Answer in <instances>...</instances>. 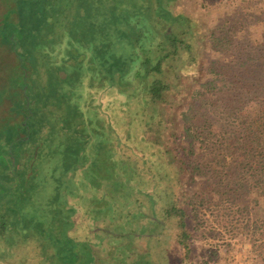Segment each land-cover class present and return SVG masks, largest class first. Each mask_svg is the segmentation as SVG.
<instances>
[{"label": "trees", "instance_id": "1", "mask_svg": "<svg viewBox=\"0 0 264 264\" xmlns=\"http://www.w3.org/2000/svg\"><path fill=\"white\" fill-rule=\"evenodd\" d=\"M89 1L99 4L96 10L111 14V24L129 48L132 62L124 69L116 66L119 82L112 80V70L106 83L95 74L84 107L76 106L66 118L54 110L63 121L54 115L49 120L45 114L29 125L21 119L31 135L53 136L47 142L53 150L42 154L48 166L42 179L44 186L54 187L50 210L55 213L49 225L56 228V235L62 226L65 232L60 239L44 238L37 229L15 225L11 216L0 214V264H89L85 254L96 229L105 233L96 240L103 256L95 263L103 264H190L196 230L206 224L228 231L234 227L237 234H250L255 247H260L264 242V49L256 55L249 47L252 51L245 57L240 53L238 60L221 63L218 70L211 61L209 93L199 89L190 93L188 86L203 68L206 27L187 12L186 0ZM233 11L228 19L233 27L240 24L237 31L243 32L235 39L248 44L252 33L247 27L260 23L262 17L248 13L251 7L245 2ZM213 33L212 46L227 51L233 37ZM188 93L187 109L178 114L181 131H172V113ZM198 108H202L199 113ZM111 109L118 113L115 123L120 134L113 121L106 120ZM64 166H73L74 172ZM88 168L97 170L96 174L92 170L93 177ZM29 173L28 168L22 177ZM97 175L103 178L97 181ZM194 176L206 179L214 201L203 194L185 196L187 181H195ZM61 191L78 202L73 206L80 212L76 225L62 213ZM250 195L253 207L241 201ZM133 201L137 207L131 211L128 205ZM91 209L96 222L86 215ZM107 209L113 214L96 216ZM124 223L141 230L136 235L139 240H134L145 246L139 252L145 255L141 262L129 245L131 238L125 240ZM173 245L177 254L172 253ZM132 251L135 256H128ZM262 255L264 264V251Z\"/></svg>", "mask_w": 264, "mask_h": 264}, {"label": "rangeland", "instance_id": "2", "mask_svg": "<svg viewBox=\"0 0 264 264\" xmlns=\"http://www.w3.org/2000/svg\"><path fill=\"white\" fill-rule=\"evenodd\" d=\"M128 1L131 0H123V2ZM244 2L251 7L248 13H254V16L260 14L262 17L260 23L251 22L247 27V31L252 33L251 42L248 44L235 39V37L241 38L243 32L237 31L240 24L233 27L234 25L232 26L228 19L236 12L233 11L234 7L238 4L243 5ZM131 3L134 4L135 1L128 2V4ZM186 3L187 12L199 18L206 27L202 51L204 62L199 74L201 78L197 77L196 82L191 85L189 80L187 85H189L190 93L199 89L200 92L207 94L209 91L206 81L211 77L209 72L211 61L216 62L213 67L218 70L217 66L221 63L238 60L240 53H243L245 57V53L253 49L257 55L260 48L264 49V13H261L264 9V0H186ZM97 5H99L97 2L92 3L89 0H0V214L11 216L15 225L26 229H37L41 234L39 235L44 238L52 239L58 236L60 239L65 232L63 226H60V235H56V228L49 225L55 213L53 209L50 210L54 206L52 203L55 199L54 187L50 184L44 186L46 180L43 182L42 179V176L47 174L48 168L45 158L42 159V154L46 155L53 150L47 144L51 142L53 136L48 132L38 134L37 137L31 135L23 126L24 121L28 120V125L31 122H37V119L43 116L42 114L48 116L49 120H53L54 110L63 112L61 115L66 118L67 113L76 106H80V109L85 106L83 100L88 92L92 93L89 87L96 75L103 76L105 83L110 82L109 71L112 70V80L118 81L116 66L124 69L132 62L129 48L111 24V14L106 10H96ZM213 31L218 35L227 33L233 37L232 43L227 47L228 52L222 47L212 46ZM249 47L252 49L250 50ZM96 50H100L99 53H95ZM261 60L264 61V58L262 57ZM115 63L118 64L115 65ZM190 100L188 93L187 97L182 99V105L173 111L172 131H181L182 124L178 114L187 109V103ZM113 111L111 109V115H106V120L110 118L115 130L119 132L117 134H120L121 128L115 123L119 119L118 113L112 114ZM200 111L202 108L196 109L197 113ZM61 115L57 117L54 115V117L63 121ZM22 118L25 119L23 122ZM22 142L26 144L23 146ZM39 157L41 158L37 162ZM54 161L57 162V157ZM32 165L36 167V170L34 167L31 168ZM58 167L62 169L60 165ZM28 168L30 173L27 178L22 177ZM91 168H88V171L93 177L97 170ZM33 171L34 175H31ZM68 172H74L73 166L69 167ZM96 177L97 181L103 178L99 175ZM21 178H25L24 182ZM194 178L195 181H187L185 196L192 197L194 193L199 196L203 194L214 201L212 190L207 187L206 179L197 176ZM65 187L67 184L62 186L63 189ZM251 198L252 195L242 198L241 201L249 202L253 207ZM59 201L65 209L62 213L64 215L66 213L70 223L76 225L79 222L80 212L75 211L73 206L78 204L77 200L63 192L59 196ZM128 207L133 211L137 204L133 201ZM94 214L92 209L86 211L88 218H91L90 222H96L92 221ZM110 214H113L112 210L107 209L101 214L96 213V216L101 215L100 218H102ZM103 218L105 221L106 217ZM136 226L138 227L135 224L129 226L124 223L123 230H127L124 234L125 240L131 238L129 245L138 253V262H141L145 255L139 252H144L145 246L143 243L134 241L139 240L136 235L138 232L141 233L140 229L137 231ZM132 232L135 234L132 235ZM152 232L155 234L154 230ZM235 232L234 227L228 231L222 227L212 228L208 224L200 226L196 230L197 238L192 243L188 262L190 264H262L264 242L259 243L260 247H255L249 232V235L245 236ZM104 236L105 233L100 229L92 231L91 244L85 254L90 260L89 264L90 262L103 264L100 261L95 262L103 256L101 245H97L96 240ZM113 237L117 239L116 235L111 236ZM120 237L119 235L118 239ZM225 245L228 248L222 249L226 247ZM140 249L142 251H139ZM45 251L46 248H44ZM133 251L128 256H135ZM177 252H179L178 247L173 245L172 253L177 254ZM8 257L10 259V255ZM176 258L179 259V257ZM21 264H24L23 261Z\"/></svg>", "mask_w": 264, "mask_h": 264}]
</instances>
